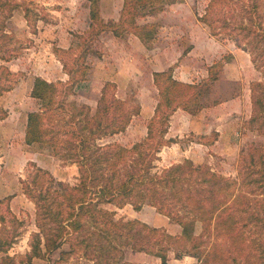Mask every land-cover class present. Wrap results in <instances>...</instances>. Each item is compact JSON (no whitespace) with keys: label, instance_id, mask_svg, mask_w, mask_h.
Returning <instances> with one entry per match:
<instances>
[{"label":"trees","instance_id":"16d2710c","mask_svg":"<svg viewBox=\"0 0 264 264\" xmlns=\"http://www.w3.org/2000/svg\"><path fill=\"white\" fill-rule=\"evenodd\" d=\"M24 2L0 0V97L17 81V73L7 61L17 56L19 47L4 43L13 37L6 20ZM97 3L92 0L91 17L103 29L109 25L102 22ZM149 3L150 0H125L120 22L110 25L115 33L126 31L124 22L130 19L127 14H134V8ZM236 4L237 0H208L198 19L209 26L212 35L237 38L238 46L251 53L262 77L251 82L252 113L246 123L264 134V0L248 5L247 21L242 19L240 23L232 19ZM129 22L144 41L156 38L155 23H138L135 15ZM229 55L211 64L208 79L200 82L180 79L173 66L155 70L159 100L147 125L148 134L130 145L118 140L98 142L103 135L124 131L133 115L115 92L111 104L106 90L103 92L98 108L102 116L80 119L77 116L84 109L75 110L64 101H56V82L37 75L31 95L40 100V106L27 113L25 142L45 143L61 151L65 158L75 156L77 181L56 178L49 169L29 162L33 167L21 181L23 191L35 203L37 229L32 232L30 250L19 260L8 252L20 234L16 226L7 230L8 234L0 233V264H38L35 258L46 259V264H151L127 259L128 247L157 256L162 264H167L172 255L179 259L195 256L198 264H264V198H258L261 207L252 208L255 196L264 195V144L250 146L248 156L241 152L244 164L240 163L238 176L226 175L207 162L196 163L191 157L154 169L153 161L161 145L168 141L160 138H164L171 113L178 107L198 113L204 106L200 98L209 80L218 78L215 66L223 65L231 58ZM110 83L113 84H106ZM112 108L120 111L119 115H111ZM7 112L0 105V119ZM212 134L215 139L218 133L214 130ZM255 181L262 184L259 193L253 185ZM14 196L15 193L6 195L0 203ZM107 203L117 207L129 203L137 211L146 203L152 204L178 222L181 232L172 233L139 217H117L116 209L107 207ZM7 210L13 223H22L9 205ZM4 221L6 215L0 214V222ZM198 222L203 225L199 234ZM207 236L210 242L204 239ZM55 252L57 255L53 256Z\"/></svg>","mask_w":264,"mask_h":264},{"label":"rangeland","instance_id":"374dc122","mask_svg":"<svg viewBox=\"0 0 264 264\" xmlns=\"http://www.w3.org/2000/svg\"><path fill=\"white\" fill-rule=\"evenodd\" d=\"M24 1L6 20L7 30L13 31V37L10 42L4 43L19 47L17 56L7 61L17 73V81L12 89L0 97V105L8 111L6 117L0 119V198L15 193L11 200L0 203V214L6 215V221L0 222V233L8 234L7 230L16 226L20 234L8 252L18 260L30 250L31 235L37 229L35 203L23 191L21 181L28 177L33 167L29 162L33 161L49 169L56 178L72 183L77 181L78 175L75 156L65 158L61 151L45 143L25 142L27 113L40 106V100L31 95L37 75L56 82V101H64L67 107L72 106L75 110L84 109L83 114L77 116L80 119L102 116L98 108L102 104L103 92L106 90L110 104L115 92L118 98L125 101L126 107L132 109L133 115L124 131L103 135L98 142L104 144L118 140L130 145L148 134L147 125L159 100V89L150 72L156 57L165 54V46L182 47L181 53L167 68L173 66L177 77L195 82L208 79L209 66L223 55H226L225 60L231 53V58L223 65L215 66L218 78L209 80L210 84L200 98L204 103L203 108L196 114L187 110L194 115L193 120L178 126L176 123L170 124V115L164 138H160L168 141L161 145L153 161L154 169L191 157L196 163L207 162L213 169L226 175L238 176L239 165L243 163L241 152L245 151L248 156L250 146L264 144V134L246 123L252 113L251 82L260 79L262 73L254 66L249 50L238 46L237 38L212 35L209 26L198 19L208 0H150L146 7L134 8V14H127L130 19L135 15L138 23L156 24V38L148 42L135 32L130 19L124 22L127 29L123 34H116L110 26L120 22L125 0H98L100 18L109 25L103 29H99V22H93L91 17L92 0ZM253 2L255 0H237L232 19L237 23L242 19L247 21V7ZM26 6L30 10H25ZM92 23H95L94 29ZM188 51H193L195 58L187 65L188 70L184 74L181 67H177ZM107 82L115 85H107ZM155 93L157 99L153 101ZM119 113L112 108L110 114ZM59 126V123L56 124V129ZM214 130L218 133L215 139L212 134ZM253 185L259 193L262 184L255 181ZM262 197L264 195L255 196L252 208L257 205L261 207L258 198ZM8 205L22 223L17 225L11 221ZM105 205L115 208L117 217H139L151 224L166 227L172 233L181 232L182 227L178 222L170 220L152 204L146 203L139 211L129 203L123 207L112 203ZM202 230L203 225L198 222L196 233ZM204 239L211 241L210 236ZM55 255L57 252L53 253ZM125 257L138 262L162 264L157 256L129 247ZM34 261L47 263L46 259L40 258ZM167 264H198V259L192 255L181 259L172 255Z\"/></svg>","mask_w":264,"mask_h":264},{"label":"crops","instance_id":"0c3cea01","mask_svg":"<svg viewBox=\"0 0 264 264\" xmlns=\"http://www.w3.org/2000/svg\"><path fill=\"white\" fill-rule=\"evenodd\" d=\"M165 49V50H164ZM164 51L165 54L164 55H158L156 62L154 63V65L151 68V74H153V71L155 70H160V69H164L167 68L170 64L173 63V61L177 58L178 54L181 53L182 51V47L179 45V48H177L176 46L174 47H164ZM193 51H188L187 54H185L182 58H181V65L178 66L177 68L182 69V73H186L188 70V64H191V60H194L195 56L193 55ZM176 68V69H177ZM176 75V73H175ZM177 76V75H176ZM155 92V90H154ZM157 99V95L156 93L153 96V101H156ZM153 107H154V103L152 106V110L151 113L153 111ZM149 113V114H151ZM193 116L191 113H189L187 110L182 109V108H178L176 110H174V112L171 114V118H170V124H178V126L184 124H189L191 122V120H193ZM5 194V193H4ZM3 194V195H4ZM2 196V195H1Z\"/></svg>","mask_w":264,"mask_h":264}]
</instances>
